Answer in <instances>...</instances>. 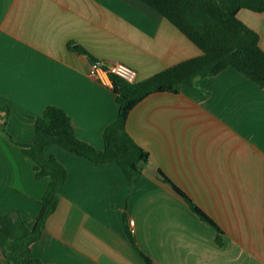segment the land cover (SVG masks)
<instances>
[{
	"label": "crops",
	"instance_id": "1",
	"mask_svg": "<svg viewBox=\"0 0 264 264\" xmlns=\"http://www.w3.org/2000/svg\"><path fill=\"white\" fill-rule=\"evenodd\" d=\"M238 17L264 50V13L242 9ZM69 43L101 63L132 66L138 82L202 53L141 0H0V106L10 109L7 130L20 144L32 140L36 120L55 106L67 112L80 140L104 148L103 132L119 116L112 82L93 79L90 58ZM126 129L150 154L133 187L115 163L45 147L68 180L31 245L32 258L146 264L142 252L153 264H264V88L228 68L181 84L177 93L148 96ZM159 171L222 228L223 246ZM49 182L0 131V216L17 210L34 219Z\"/></svg>",
	"mask_w": 264,
	"mask_h": 264
},
{
	"label": "trees",
	"instance_id": "2",
	"mask_svg": "<svg viewBox=\"0 0 264 264\" xmlns=\"http://www.w3.org/2000/svg\"><path fill=\"white\" fill-rule=\"evenodd\" d=\"M141 1L178 28L201 49V55L182 61L140 82L128 83L110 74L112 89L119 104V116L105 128L104 148L101 150L80 140L67 112L55 106L46 108L44 114L36 120L32 140L20 144L7 130L10 109L0 106V131L31 158L38 179L50 178L40 210L34 219L24 220L17 210L0 216V251L5 264H44L31 257V245L40 240L48 218L59 204V188L68 180L65 166L55 156L45 155L46 146L58 145L95 164L115 163L123 170L133 187L142 176L143 166L149 162L150 154L134 142V138L127 132L126 122L134 107L145 98L158 92L177 93L181 84L192 85L197 78L216 76L228 68L237 70L252 83L264 88V50L260 46V37L238 17V12L242 9L264 13V0ZM68 48L72 52L88 56L95 64H101L77 43H69ZM1 113H5L3 117ZM159 177L162 182L171 185L201 221L216 229V243L223 246L222 228L162 171H159ZM129 237L132 241L130 233ZM141 258L146 264H153L142 252Z\"/></svg>",
	"mask_w": 264,
	"mask_h": 264
},
{
	"label": "built area",
	"instance_id": "3",
	"mask_svg": "<svg viewBox=\"0 0 264 264\" xmlns=\"http://www.w3.org/2000/svg\"><path fill=\"white\" fill-rule=\"evenodd\" d=\"M137 73V70L132 66L115 62L101 64L93 63L92 71H90L92 78L100 82H105L108 79L110 80L109 75L114 74L116 77L128 83H135L137 81ZM129 225L131 227V232H133L135 229V221L130 220Z\"/></svg>",
	"mask_w": 264,
	"mask_h": 264
},
{
	"label": "water",
	"instance_id": "4",
	"mask_svg": "<svg viewBox=\"0 0 264 264\" xmlns=\"http://www.w3.org/2000/svg\"><path fill=\"white\" fill-rule=\"evenodd\" d=\"M90 62L93 64L92 60H90Z\"/></svg>",
	"mask_w": 264,
	"mask_h": 264
}]
</instances>
